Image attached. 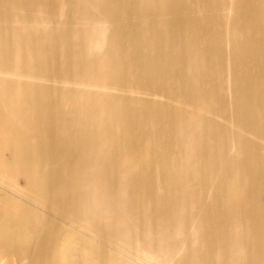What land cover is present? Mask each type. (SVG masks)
Instances as JSON below:
<instances>
[{
  "label": "bare ground",
  "instance_id": "obj_1",
  "mask_svg": "<svg viewBox=\"0 0 264 264\" xmlns=\"http://www.w3.org/2000/svg\"><path fill=\"white\" fill-rule=\"evenodd\" d=\"M0 264H264V0H0Z\"/></svg>",
  "mask_w": 264,
  "mask_h": 264
},
{
  "label": "rangeland",
  "instance_id": "obj_2",
  "mask_svg": "<svg viewBox=\"0 0 264 264\" xmlns=\"http://www.w3.org/2000/svg\"><path fill=\"white\" fill-rule=\"evenodd\" d=\"M241 20H243V19H241ZM238 33L240 34V35H242V33L240 32V31H238ZM243 159V157L241 156V155H238V160L239 161H241ZM175 227H170V228H168L170 231L171 230H173ZM132 234L135 236L136 234H137V231L136 230H133L132 231Z\"/></svg>",
  "mask_w": 264,
  "mask_h": 264
}]
</instances>
